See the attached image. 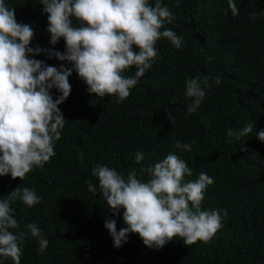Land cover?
<instances>
[{"label": "trees", "instance_id": "obj_1", "mask_svg": "<svg viewBox=\"0 0 264 264\" xmlns=\"http://www.w3.org/2000/svg\"><path fill=\"white\" fill-rule=\"evenodd\" d=\"M4 2L18 23L32 27L29 47L64 52L62 37L49 43L48 14L41 0ZM155 2L149 0L153 6ZM160 2L174 16L161 31L175 32L181 47L166 38L158 40L152 67L119 103L115 96L89 94L73 71L68 78L70 95L58 105L65 123L54 142L55 155L43 167H33L22 181L10 174L0 176V200L16 187H27L41 197L31 207L20 198L10 201L19 225L10 231L26 233L20 264H264V141L256 136L264 130V0H234L236 16L228 0ZM29 58L71 67L43 51ZM136 70L131 66L124 75L134 76ZM196 76H208L209 86L200 106L189 114L192 101L185 95V81ZM50 94L53 99L60 95L55 88ZM249 123L253 132L248 136L236 140L228 135L229 129L239 131ZM177 141L190 144L191 151L176 148ZM137 152L144 156L140 162ZM169 153L192 170L186 181L201 172L213 178L201 209L221 210L222 227L207 243L186 246L174 238L161 248H150L130 232L126 242L114 247L105 222L115 220L117 231L127 227L124 209L113 214L99 191H88L89 181L98 184L92 169L107 166L124 178L135 170L146 181L142 170ZM30 223L49 241L43 253L39 238L27 234ZM0 264L14 262L0 257Z\"/></svg>", "mask_w": 264, "mask_h": 264}, {"label": "clouds", "instance_id": "obj_2", "mask_svg": "<svg viewBox=\"0 0 264 264\" xmlns=\"http://www.w3.org/2000/svg\"><path fill=\"white\" fill-rule=\"evenodd\" d=\"M48 14L50 44L62 37L65 50L29 47L34 38L30 24L18 23L12 8L0 0V176L9 175L22 181L33 167L43 165L55 155L54 142L61 138L65 118L58 107L70 95L69 77L73 71L87 85V92L99 97L115 96L117 103L130 96L138 78L152 67L158 57L156 43L169 40L177 49L181 38L170 29L161 31L174 16L167 6L156 0H41ZM233 16L238 15L234 0H228ZM253 17L256 13L251 14ZM75 18L79 26H73ZM135 49L138 50H134ZM45 52L71 67L48 66L29 58V54ZM136 67L134 76L124 73ZM208 76L185 81V95L191 98L187 113H194L205 97ZM217 84L220 78L215 79ZM203 84V87L201 86ZM60 95L53 99L50 89ZM253 132L251 123L228 135L239 140ZM264 141V130L256 133ZM176 148L191 151L190 144L176 142ZM135 159H144L137 152ZM146 181L132 170L124 178L114 168L97 165L92 175L98 184L88 182V191L101 194L107 206L118 214L123 208L127 227L117 231L116 221L107 220L105 227L114 247L126 242L128 233H137L147 247L161 248L174 238L186 246L197 241L209 242L222 227L221 210H202L205 189L214 183L204 172L195 180H185L192 170L178 155L169 153L161 161L142 170ZM20 198L31 207L40 202L34 190L16 187L7 199L0 200V257L20 264L21 247L26 233H13L19 225L13 216L10 201ZM227 215V210H223ZM27 234L39 238V251L49 241L36 224L26 225Z\"/></svg>", "mask_w": 264, "mask_h": 264}]
</instances>
